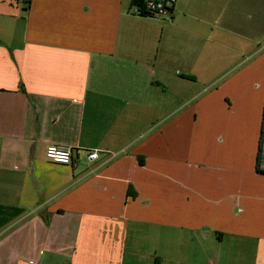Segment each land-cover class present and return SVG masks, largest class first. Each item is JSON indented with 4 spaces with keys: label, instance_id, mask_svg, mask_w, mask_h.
Returning <instances> with one entry per match:
<instances>
[{
    "label": "crops",
    "instance_id": "1",
    "mask_svg": "<svg viewBox=\"0 0 264 264\" xmlns=\"http://www.w3.org/2000/svg\"><path fill=\"white\" fill-rule=\"evenodd\" d=\"M133 1L0 0V264H264V0Z\"/></svg>",
    "mask_w": 264,
    "mask_h": 264
},
{
    "label": "built area",
    "instance_id": "2",
    "mask_svg": "<svg viewBox=\"0 0 264 264\" xmlns=\"http://www.w3.org/2000/svg\"><path fill=\"white\" fill-rule=\"evenodd\" d=\"M26 1V0H22ZM175 0H144L143 10L152 16L167 17L170 15L172 4ZM137 15H141L140 9L136 11ZM44 157L47 161L69 166L74 165L72 162V149L70 147H59L55 145H49L44 151ZM98 159V151L92 150L87 153V160L94 162Z\"/></svg>",
    "mask_w": 264,
    "mask_h": 264
},
{
    "label": "trees",
    "instance_id": "3",
    "mask_svg": "<svg viewBox=\"0 0 264 264\" xmlns=\"http://www.w3.org/2000/svg\"><path fill=\"white\" fill-rule=\"evenodd\" d=\"M133 4L136 5V6L140 9V12H141V15H140V16H142V17H144V16H152V15L147 14V13L143 10V7H144V0H134V1H133ZM259 153H260V152L258 151V154H257V163H258V161H259ZM256 169H257L258 172H260L259 169H258V167H257Z\"/></svg>",
    "mask_w": 264,
    "mask_h": 264
}]
</instances>
